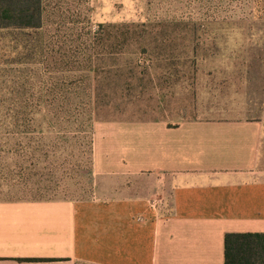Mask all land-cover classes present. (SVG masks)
<instances>
[{
  "label": "crops",
  "instance_id": "obj_1",
  "mask_svg": "<svg viewBox=\"0 0 264 264\" xmlns=\"http://www.w3.org/2000/svg\"><path fill=\"white\" fill-rule=\"evenodd\" d=\"M220 90L177 123L94 133L92 166L114 172L112 196L0 201V264H223L226 234L264 233V89ZM128 152H147L149 169L131 171Z\"/></svg>",
  "mask_w": 264,
  "mask_h": 264
},
{
  "label": "trees",
  "instance_id": "obj_2",
  "mask_svg": "<svg viewBox=\"0 0 264 264\" xmlns=\"http://www.w3.org/2000/svg\"><path fill=\"white\" fill-rule=\"evenodd\" d=\"M44 16L43 0H0V38L15 32L11 47L0 44V65L10 67L0 70V80L10 84L7 94L14 97L7 106L0 104L5 111L0 115V153L14 156L5 185L18 194L30 193L32 172L40 165L55 167L57 162L60 169L74 168L80 179L91 172L96 117L103 110L116 112L112 103L125 97L122 89L130 92L140 83L137 75H143L133 60L109 68L107 61L122 56L127 44L133 42L139 55H146L143 65L158 61L152 58L156 56L160 61L154 67L167 66L175 76L189 62L193 67L199 61V44L188 37L201 30L189 28L188 22L104 23L94 30L74 24L67 11L47 26ZM185 43L190 56H182ZM11 66H17L13 73ZM56 179V185L68 188ZM223 258V264H264V233L226 234Z\"/></svg>",
  "mask_w": 264,
  "mask_h": 264
},
{
  "label": "rangeland",
  "instance_id": "obj_3",
  "mask_svg": "<svg viewBox=\"0 0 264 264\" xmlns=\"http://www.w3.org/2000/svg\"><path fill=\"white\" fill-rule=\"evenodd\" d=\"M43 7L46 26L58 23L60 12L67 11L74 24L81 27L92 26L94 30L98 29V24L104 23H159L173 20L188 22L189 28L194 26L201 30L193 39L188 37L193 44H199L198 63L193 67L190 62L185 63L187 66L178 69L176 76L167 66L157 70L159 68L154 67V64L160 59L156 56L152 58L158 61L152 60V65H143L146 55L140 56L133 42L125 46L122 56L115 55L107 61L111 69L125 65L129 60L137 61L140 63L138 71L143 75H137L140 83L131 87L130 92L127 93L125 87L122 89L125 97L122 101L112 103V107L117 108L116 112L104 113L106 110H103L96 117V121L103 119L93 123L98 143L107 130L117 124L115 121L157 119L173 124L179 122L184 115L204 111V92L215 87L219 91L249 85L264 89V0H43ZM14 34L15 32H8L2 35L0 44L11 47ZM129 36L132 40L136 39L132 33ZM181 37L184 39L183 35ZM142 42L146 44V38ZM184 45L181 49L182 56H190L188 45ZM4 68L5 66L0 65V70ZM16 68L17 66H11L10 73ZM147 80L151 83H147ZM9 86L7 81L0 80V104L5 102L6 106L14 98L7 94ZM1 88L4 90L1 91ZM236 103H240L239 99ZM1 113L4 114L5 111L0 109V115ZM117 136L120 137L121 134ZM133 136L129 137L132 142ZM115 140L116 137H113L109 142ZM0 150H3L1 139ZM127 156L136 162V165L130 166L131 171L139 167L149 169L151 159L147 152H128ZM13 158L11 154L0 153V201L105 199L112 196L115 190L114 172H103L92 166L91 172L82 171L84 174L80 179L75 178L73 167V170L70 167L60 169L56 162L55 167L40 165L32 172L30 182L35 185L30 193H13L5 185V170L8 165L14 164ZM56 178L60 180V184H68V188H63L58 183L56 185ZM31 192L38 193L40 197ZM75 264L88 263L76 261Z\"/></svg>",
  "mask_w": 264,
  "mask_h": 264
}]
</instances>
